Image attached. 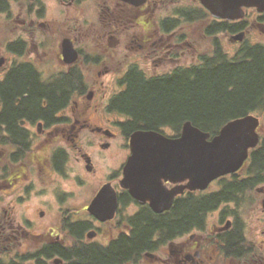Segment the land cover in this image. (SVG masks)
<instances>
[{
	"label": "flooded vegetation",
	"instance_id": "af4514ba",
	"mask_svg": "<svg viewBox=\"0 0 264 264\" xmlns=\"http://www.w3.org/2000/svg\"><path fill=\"white\" fill-rule=\"evenodd\" d=\"M6 2L0 0V263L66 264L52 256L55 247L71 255L75 246H92L112 249V264H264V165L253 155L262 128L242 166L204 190L188 186L190 179L161 178L159 200L170 205L158 212L133 194L145 196L139 189L146 184L124 185L132 136L154 130L175 138L184 122L151 126L120 103L137 79L170 82L202 60L264 49V12L243 6L240 17H217L202 0ZM104 188L103 213H95L91 204ZM182 203L203 204L187 230L175 221ZM148 216L171 220L148 232ZM134 242L143 246L134 249Z\"/></svg>",
	"mask_w": 264,
	"mask_h": 264
},
{
	"label": "trees",
	"instance_id": "16d2710c",
	"mask_svg": "<svg viewBox=\"0 0 264 264\" xmlns=\"http://www.w3.org/2000/svg\"><path fill=\"white\" fill-rule=\"evenodd\" d=\"M7 4L4 0L5 7ZM249 52L245 57L229 58L227 61L219 56L215 61L201 59L192 72L185 69L179 79L170 82L154 84L137 79L122 93L120 103L137 121L142 119L151 126L163 121L179 122L181 126L183 122L191 121L214 134L228 121L256 109H264V49ZM261 117L264 118V113ZM253 155L260 157L264 165V139ZM202 206L198 204L194 209L188 203L182 205L175 220L181 230H187L195 219H200ZM145 220L149 223L147 229L150 232L171 217L152 219L148 216ZM142 228L146 229L145 226ZM144 232L138 237L146 242ZM142 246L134 242V249ZM111 250L75 246L69 255L58 246L52 256L65 258L66 264H112ZM39 264L45 263L39 261Z\"/></svg>",
	"mask_w": 264,
	"mask_h": 264
},
{
	"label": "water",
	"instance_id": "95a60500",
	"mask_svg": "<svg viewBox=\"0 0 264 264\" xmlns=\"http://www.w3.org/2000/svg\"><path fill=\"white\" fill-rule=\"evenodd\" d=\"M202 2L217 17H240L243 6H256L264 12V0ZM237 38L241 40L242 35ZM260 125V117L249 113L228 121L212 139L210 132L191 121L183 123L180 136L175 138L154 130L137 131L132 136L134 155L129 168L125 170L124 185H127L128 179L146 184L139 189L147 191L145 196L140 192L133 194L140 200L150 199L154 210L160 212L170 205H164L159 200L157 182H160L161 178L190 179L188 186L204 190L217 177L236 172L242 166L249 150L256 148L260 142ZM103 195H107L105 188L91 204V211L103 213L99 211ZM108 214V217H111L112 212L109 211Z\"/></svg>",
	"mask_w": 264,
	"mask_h": 264
},
{
	"label": "rangeland",
	"instance_id": "374dc122",
	"mask_svg": "<svg viewBox=\"0 0 264 264\" xmlns=\"http://www.w3.org/2000/svg\"><path fill=\"white\" fill-rule=\"evenodd\" d=\"M255 115H258V114H255ZM258 116L261 117V115H258ZM260 128H262V130L264 131V118L263 117H261V127Z\"/></svg>",
	"mask_w": 264,
	"mask_h": 264
}]
</instances>
